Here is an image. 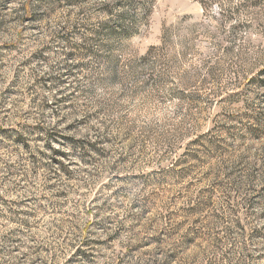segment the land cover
<instances>
[{
	"label": "rangeland",
	"instance_id": "374dc122",
	"mask_svg": "<svg viewBox=\"0 0 264 264\" xmlns=\"http://www.w3.org/2000/svg\"><path fill=\"white\" fill-rule=\"evenodd\" d=\"M25 1L0 0V264H264V0ZM52 127L99 152L52 178Z\"/></svg>",
	"mask_w": 264,
	"mask_h": 264
},
{
	"label": "trees",
	"instance_id": "16d2710c",
	"mask_svg": "<svg viewBox=\"0 0 264 264\" xmlns=\"http://www.w3.org/2000/svg\"><path fill=\"white\" fill-rule=\"evenodd\" d=\"M55 4L59 5L60 0H52ZM75 1V0H73ZM36 2V4H34ZM54 4V5H55ZM44 7H53L51 4V0H47V2H44V0H26L25 3L22 5L23 11L25 13V18H31L33 16V13L36 12V9L41 6ZM71 53L66 52L65 58L57 63L58 65L57 69H60V73L53 74V69L55 66L51 68L50 72H46V76H41L37 81V84L41 88L45 87L47 83H51L53 86H60L64 84L65 80L71 78L74 75L76 65L72 63L67 62V57L71 56ZM73 91H75V86H72L71 90H69L67 93H64L63 96H60L59 98H55L54 102L55 104H61V102H66L69 99L72 98ZM53 102V103H54ZM93 115L88 114L87 112H83L80 119H74L73 122L75 124H85L89 125L91 124L93 120ZM43 120H41L38 124L34 125V130L36 127H38L37 130H45L43 128L42 123ZM15 132V131H12ZM17 140H22L24 142V137L21 133H15ZM4 133L5 138H10V135ZM45 141L48 144V148L46 152H38L33 153L29 159L35 164L40 166L41 168H47L49 173H51L52 178H57L59 174H65L70 175V170L68 168V164L71 162L72 157H76L78 159L89 161L91 159V156L94 154H97L99 152L98 149V142L96 138L91 141L87 137H81L78 139H71L72 141L69 143V146L66 150H64L61 147H54V143H57L58 146H61V143L67 142V139L65 138L64 134L61 132V130L56 128H50L45 134ZM2 136V138H3ZM46 161V162H42ZM79 247L76 249L78 250ZM76 252V251H75ZM81 253V252H80ZM83 254V253H81ZM176 251L170 250V254L168 259L166 258V261H164L162 264H171L173 262L172 259L175 261ZM156 260H152L151 263L154 264Z\"/></svg>",
	"mask_w": 264,
	"mask_h": 264
}]
</instances>
